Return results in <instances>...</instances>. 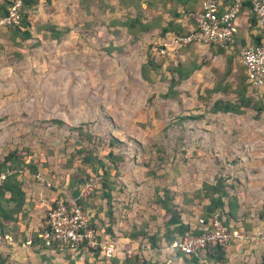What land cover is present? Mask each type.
I'll list each match as a JSON object with an SVG mask.
<instances>
[{"label": "rangeland", "instance_id": "1", "mask_svg": "<svg viewBox=\"0 0 264 264\" xmlns=\"http://www.w3.org/2000/svg\"><path fill=\"white\" fill-rule=\"evenodd\" d=\"M37 4L29 10L32 23L46 8ZM158 4V11L167 9L162 0ZM92 7L103 8L108 17L135 14L132 6L121 9L119 0ZM140 8L142 18L152 14ZM157 16L154 26L161 25ZM31 31L33 37L20 46L7 43L3 33L0 37V166L13 152L27 169L98 181V164L81 165L77 151L94 147L109 172L110 198L107 205L98 182L82 204L100 233L108 209V234L116 248L108 260L120 259L128 247L129 257L156 264H264V217H259L264 212V110L255 109L264 106V88L245 92L251 99L238 113L211 109L216 98L235 101L234 91L245 85L241 64L224 75L223 69L208 66V46L152 55L161 38L158 30L133 36L95 29L67 32L57 40ZM232 50L227 55L239 57L238 47ZM147 59L158 65L146 66L141 75ZM177 62L200 67L164 96L169 69ZM76 127L92 137L80 140ZM110 135L119 141L111 161L105 153ZM222 190L235 198L236 219L221 207ZM206 212L217 213L246 237L227 242L223 259L202 252L192 261L167 249L169 238L195 233L196 217ZM130 232L147 234L132 239L124 235Z\"/></svg>", "mask_w": 264, "mask_h": 264}, {"label": "built area", "instance_id": "2", "mask_svg": "<svg viewBox=\"0 0 264 264\" xmlns=\"http://www.w3.org/2000/svg\"><path fill=\"white\" fill-rule=\"evenodd\" d=\"M247 6L255 19L257 42L246 41L238 47L239 62L243 67L248 89L264 86V0H199L195 11L187 12L185 19L191 21L184 33L167 32L152 47L156 56L169 54L179 48L193 46H214L231 49L238 29L237 16L243 6ZM22 0H8L7 10L0 15V29L19 25ZM12 168L0 166V186L10 177ZM77 193L69 198H57L48 206L39 224L37 237L44 247L78 253L81 250L94 252L99 249L104 257L115 254L112 242L101 240L100 233L92 224V218L84 209L81 200L98 186L91 176L84 179ZM197 231L169 240L167 249L184 256L197 252L213 253L215 246L221 248L231 240L246 237L242 231L225 222L217 213L205 221L196 217ZM128 255L129 251H125Z\"/></svg>", "mask_w": 264, "mask_h": 264}, {"label": "crops", "instance_id": "3", "mask_svg": "<svg viewBox=\"0 0 264 264\" xmlns=\"http://www.w3.org/2000/svg\"><path fill=\"white\" fill-rule=\"evenodd\" d=\"M116 2L118 4V0ZM197 2L198 4L195 5L199 6V0ZM158 3H160V0H152L150 5L145 6V0L141 1V7L143 6L152 12L147 19L143 18V21L148 22L152 17L158 18L157 15H160L161 25H153L147 29L148 31L158 30L160 32L161 28H164L170 21L172 22L171 25L169 24V32L176 29L177 24L187 28L189 23L181 12L180 3L175 7V11L179 12V16L174 18L169 11L171 9L169 7L158 11L160 10ZM110 4L114 5L112 1ZM37 5L40 7L46 6L39 13L40 23L50 21L57 28H68L70 34H75L78 31L95 32V29L96 31L102 30L108 33V28L124 31L123 27L109 25V17L122 20V15L108 17V12L103 11V8L96 11L93 10L94 7L92 6H89V11L86 12L83 5L79 4V0H51L49 4L39 0ZM120 8L123 9L122 6ZM248 13L246 8H242L237 16L238 36L239 39L243 37L244 43L246 41L253 42L257 39L255 28H248ZM157 21L155 19V22ZM239 46L237 45V47ZM233 47L224 50L222 53L214 52L211 48L206 47L205 50L210 52L208 66L222 70L227 54L233 52ZM237 62L240 63L239 57L232 56L230 61L232 71ZM263 88L264 86L261 89ZM20 158L14 156L7 161L3 159V164L12 168V174L0 186V264H111L108 257H104L100 251L81 250L78 253H73L71 251L54 250L41 245V240L37 237V231L46 208L57 198L74 196L77 193L76 188L79 181L74 183L73 175L68 176L67 174L61 177V174L55 172L54 177L52 173L43 170L40 172L38 166V170L27 169L23 164L25 161H20ZM106 224H108V210L104 226ZM125 251H129L130 254L131 249L127 247L123 252L120 251L122 256L129 257V254L126 255ZM115 256L118 257V254Z\"/></svg>", "mask_w": 264, "mask_h": 264}, {"label": "trees", "instance_id": "4", "mask_svg": "<svg viewBox=\"0 0 264 264\" xmlns=\"http://www.w3.org/2000/svg\"><path fill=\"white\" fill-rule=\"evenodd\" d=\"M6 0H2L0 1V15L4 14L7 10V6H8V2L7 5L5 4ZM39 0H22V8H21V18H20V23L19 25H11L8 26L6 28H2L0 30H4L2 32H0V37L1 34L3 33V39L9 43L12 44L13 46H20L22 42L29 40L33 37L32 35V31L37 35L38 33H42V37H49L51 39H58L61 35L65 34L68 32V28H57L55 24H52L50 21H46L43 23H40L39 21H35V23H32L31 21V17L29 14V10L32 6L36 5L38 3ZM45 4H49L51 0H43ZM95 2V3H94ZM103 0H79V4L83 5L85 11L87 12V10L89 11V6H92L94 4L95 7H99L100 5H103ZM152 2V0L150 1H145L146 6L150 5ZM181 5V12L182 14H185L187 12H191V11H195L198 6H196L195 4L197 2V0H162V4L166 5L167 8H171L169 11L172 15V17H178L179 16V12L175 11V7L177 4ZM132 4V5H131ZM140 4L141 3H131V0H119V5H121L124 8H129V7H134L135 9V14L132 15H125L123 17L122 20H120V18H112L109 20V25L112 26H119V27H123L124 31H126L128 34L131 35H135V33L139 32V31H146L147 29L151 28L154 23H155V19L151 18L147 21H143V18L141 16L142 10L140 8ZM111 7V6H110ZM242 8H247V6H243ZM188 21V23H191L190 20L186 19ZM171 22H169V24L171 25ZM247 22L248 24V28H255V19L253 17V15L249 12L248 16H247ZM167 24L164 28H161V31L159 32L161 37H163L165 35V33L169 32L168 30L170 29V25ZM178 27H176V29H173L172 31H170L171 33H184L187 31V28H184L182 26H179V24H177ZM112 31H116L115 28H113ZM256 35V34H255ZM257 37V35H256ZM2 38V37H1ZM243 37L241 39H239L238 36V32L235 34L234 38H233V42H232V46H237V45H243ZM257 39L253 40L252 43L257 42ZM251 42V41H250ZM188 46H193V45H188ZM208 47H210L212 49V51L217 52V53H222L224 51V49L219 48V47H214L209 45ZM152 49V47H151ZM109 52V51H108ZM152 55L153 51L151 52ZM159 56H163V55H159ZM231 55L227 56V58L225 59V63H224V67H223V74L224 75H229L231 74L232 70H231V66H230V61H231ZM158 65V63H154L152 60H146L145 63H143L140 66V74L142 75L145 71V67L146 66H150L151 68H156V66ZM202 65V64H201ZM200 67V64L194 63V62H188V63H183V62H177L173 67H171L169 69V73L170 75V83L168 85L167 91L165 92L166 94H164V96H167L171 93V88L174 87V85H176L177 83L181 82L182 80H185L186 78H188L192 72H194L195 70H197ZM237 67V66H236ZM242 67V65H241ZM243 70V67H242ZM245 74L243 71V80L245 85L243 87H238L234 93H235V101H222L220 99H214L212 104H211V109L213 110V112H232V113H238L240 110V107H242V105H247L250 102V97L245 95L246 94H251L253 92H255V89L249 90L247 83L245 81ZM218 92H221L220 90ZM255 109L258 111L264 110V106H262L261 108L256 106ZM56 122L58 123H62L60 120H57ZM76 131H77V135L80 138V140L87 139L89 140L92 136L89 133H85L82 131V129L80 127H76ZM119 141L116 137L110 135L107 142H106V147L108 148L107 151L105 152L106 155L109 157L110 161L111 159H115L117 157V155H115L112 152V147L117 144ZM86 147V145H85ZM84 147V148H85ZM83 147L80 148V150H77L78 152L82 153L81 158L79 159V162L81 165L87 164V165H93L94 163L98 164V168L100 170V180H98L100 187H101V197H103L108 205V199L110 198V190H111V184L108 181V176H109V172L107 171V166H105V163L102 162V160L98 157L97 153L95 152V148H86V150H84ZM91 150H94V152H92ZM11 157H14V153L13 152H8L5 157L4 160H9ZM77 169V168H76ZM115 170V169H114ZM74 173V172H73ZM116 173V172H114ZM73 181L74 183H77V181L82 182L84 179L88 178V176H86L83 180H81L80 178H78L76 175L73 174ZM221 195L224 196L225 199V203L221 204V207L223 208L224 206H226V215L230 216L233 219H236V201L235 198L233 196H229V194L222 190ZM87 199V197H86ZM81 202L83 203L84 200H81ZM108 210V209H107ZM169 211V210H168ZM169 218H171L172 213H169ZM206 216H203L202 218L206 221L207 218L209 217V212L205 213ZM259 217L263 218L264 217V212L261 214H259ZM168 218V219H169ZM180 226V225H179ZM104 230L107 231V233H104ZM102 230V233H100L101 236V240H108L109 242L114 243L111 240L110 235L108 234V224H106L105 229ZM140 235H138V232H130V233H125L124 235L128 238H132L135 239L138 236H142L145 235L147 233L145 232H139ZM171 239V238H169ZM41 245L44 247L43 243L41 242ZM96 251H99V249H97ZM200 252L196 253V256L199 255ZM208 253V252H206ZM201 254V253H200ZM213 254H218L219 258L223 259V250L220 246H215L213 248ZM210 254V255H213ZM178 256H183L180 253H177ZM189 256V258L192 260L194 259V256L192 254L187 255ZM191 256V257H190ZM188 258V259H189ZM187 259V261H188ZM111 264H156L155 262L149 260V259H143L141 258L140 260L137 259L135 256L132 257H126L125 255L122 256L120 259H117L115 257L109 258L108 260ZM193 261V260H192Z\"/></svg>", "mask_w": 264, "mask_h": 264}]
</instances>
